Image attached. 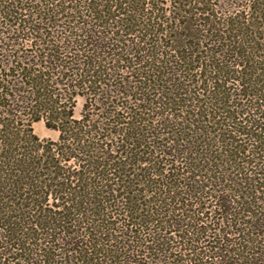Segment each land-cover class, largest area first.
Listing matches in <instances>:
<instances>
[{"label": "trees", "instance_id": "obj_1", "mask_svg": "<svg viewBox=\"0 0 264 264\" xmlns=\"http://www.w3.org/2000/svg\"><path fill=\"white\" fill-rule=\"evenodd\" d=\"M226 1L0 0V264H264V0Z\"/></svg>", "mask_w": 264, "mask_h": 264}, {"label": "rangeland", "instance_id": "obj_2", "mask_svg": "<svg viewBox=\"0 0 264 264\" xmlns=\"http://www.w3.org/2000/svg\"><path fill=\"white\" fill-rule=\"evenodd\" d=\"M162 2L161 7H164L165 9H171L172 5L170 0H160ZM213 3H219V5H222V7H225L224 4L222 3H226V0H210ZM215 1V2H214ZM168 2V4H166ZM235 4V2H234ZM241 4V3H239ZM226 9V8H225ZM228 9V6H227ZM83 104H84V100L82 98H78L77 99V105L74 111V116L76 119H80L81 118V112L83 109ZM33 130L34 133L37 137H39L41 140H49V141H57L59 138V132L58 131H54V130H50L45 126V123L43 121L36 123L33 125Z\"/></svg>", "mask_w": 264, "mask_h": 264}]
</instances>
